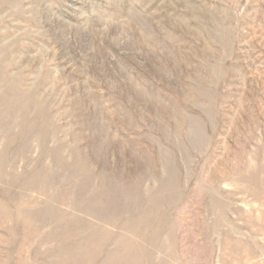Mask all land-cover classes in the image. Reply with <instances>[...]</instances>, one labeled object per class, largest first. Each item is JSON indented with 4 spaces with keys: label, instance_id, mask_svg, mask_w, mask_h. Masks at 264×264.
Returning <instances> with one entry per match:
<instances>
[{
    "label": "rangeland",
    "instance_id": "1",
    "mask_svg": "<svg viewBox=\"0 0 264 264\" xmlns=\"http://www.w3.org/2000/svg\"><path fill=\"white\" fill-rule=\"evenodd\" d=\"M0 264H264V0H0Z\"/></svg>",
    "mask_w": 264,
    "mask_h": 264
}]
</instances>
